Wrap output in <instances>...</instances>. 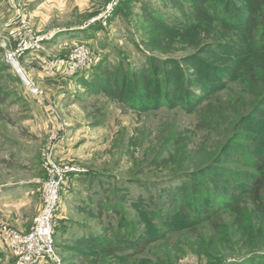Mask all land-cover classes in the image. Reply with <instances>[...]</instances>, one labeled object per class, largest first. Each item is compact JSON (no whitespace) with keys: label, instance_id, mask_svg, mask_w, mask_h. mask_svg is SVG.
Here are the masks:
<instances>
[{"label":"rangeland","instance_id":"374dc122","mask_svg":"<svg viewBox=\"0 0 264 264\" xmlns=\"http://www.w3.org/2000/svg\"><path fill=\"white\" fill-rule=\"evenodd\" d=\"M193 1L199 5L200 0H27L25 22L45 39L33 50L37 63L28 64L30 51L18 57L23 73L5 58L4 46L15 43L22 20L12 34L0 28V190L7 197L22 186V200L8 198L5 204L17 218L22 212L25 232L42 208L43 184L53 173L63 176L55 218L61 264H244L264 253V225L257 216L251 215L255 232L241 238L228 210L191 227L169 229L161 218L156 225L167 237L130 258L106 248L115 237L124 243L144 233L151 210H164L168 220L183 207L194 209L197 193L226 184L216 175L193 179L192 172L217 163L223 172L256 175L248 160L241 161L242 150L264 141V118L245 119L258 101L249 80L234 81L189 111L179 102L144 110L116 94L121 85L138 89L135 83L143 79L146 95L156 101L175 87V72L187 76L181 60L206 42L192 44L173 27L182 30L188 22L229 28L206 22ZM232 1L247 10L246 0ZM243 39L231 29L229 41ZM81 44L91 47L92 59L79 74L61 79L42 65ZM101 78L107 90L98 86ZM3 241L0 264H15L12 245ZM49 263L55 264H44Z\"/></svg>","mask_w":264,"mask_h":264},{"label":"trees","instance_id":"16d2710c","mask_svg":"<svg viewBox=\"0 0 264 264\" xmlns=\"http://www.w3.org/2000/svg\"><path fill=\"white\" fill-rule=\"evenodd\" d=\"M232 2L227 0L224 6H222V0H200L199 5H196L194 1L192 3L194 7H200L204 12L206 22L218 21L230 29L224 26L211 27L209 23L190 25L188 22L182 25V30L173 27V30L183 32L179 34L187 37L192 44L206 42L200 44L198 53L187 55L181 60L188 66V72L186 77H183L178 70V73L175 72L177 76L173 78L174 88L168 87L170 91L161 94L156 101H151L145 90L148 85L143 79H138L135 83L138 89L126 91L121 85L116 93L117 96L131 105L134 101V105H140L144 110L150 107L149 104L159 108L172 107V104L176 105L179 102L183 104L186 111H189L209 96L224 91L234 81L247 83L249 80L258 101L245 119L252 116L264 118V0H246L245 12L234 7ZM227 29H229L228 33H226ZM231 29L242 34L244 38L242 42L228 40ZM98 83L100 88L107 90L109 84L106 79L101 78ZM115 88L117 89L118 86L116 85ZM258 142L259 145L254 150L241 152V161L248 160L247 164L255 170L256 175L223 172L217 168V163L210 164L201 171L192 172L190 176L193 179L208 174L216 175L222 177L221 180H225L226 184L219 188H207L193 195L194 199L200 200L199 203L194 200V209H190L189 206L183 207L180 213L170 215L168 220L164 210L158 212L151 210L148 213L152 217H149L144 233L137 234L135 239L128 238L124 243L115 237L111 242H107L106 248L113 256L130 258L133 257L131 254L142 252L148 244L167 237V231L163 229V226L169 229L172 226L179 228L180 225L191 227L219 215L224 210H228L234 217L233 224L238 236L247 238L249 234H253L255 225L251 222L252 214L257 216L262 226L264 225V141L258 140ZM231 147L228 145L227 149ZM218 161L221 162L222 157ZM242 198H246V201H242ZM175 203L176 198L173 204ZM173 207L177 206L173 205ZM161 218H163V226L158 227L156 224ZM172 219L180 223H174ZM248 238L251 239V237ZM88 243L91 241L88 240ZM125 249L129 250L120 253ZM93 253L99 254L101 249H94ZM242 263L264 264V253L262 256L248 257Z\"/></svg>","mask_w":264,"mask_h":264},{"label":"built area","instance_id":"2783aa9c","mask_svg":"<svg viewBox=\"0 0 264 264\" xmlns=\"http://www.w3.org/2000/svg\"><path fill=\"white\" fill-rule=\"evenodd\" d=\"M15 43L9 40L5 44V58L17 69L24 71L18 57H23L28 51L38 49L39 42L44 36H35L33 28L22 20L16 28ZM92 59V50L89 45L81 44L67 56L60 59H43L45 69L61 77L74 76L85 69ZM75 170V169H73ZM72 170V171H73ZM65 179L59 173L52 174L43 184V205L39 215L35 218L32 227L25 232L8 228V235L15 254V264H44L51 260L61 264L57 256L55 240V218L59 210L60 197Z\"/></svg>","mask_w":264,"mask_h":264},{"label":"crops","instance_id":"0c3cea01","mask_svg":"<svg viewBox=\"0 0 264 264\" xmlns=\"http://www.w3.org/2000/svg\"><path fill=\"white\" fill-rule=\"evenodd\" d=\"M26 1L27 0H0V28H2L4 31H10L12 34L16 28V24H18V21L21 20L26 21L27 19V16L25 15L27 11V8L25 7ZM26 55L29 56V59H31V61H29L28 64H34L38 62L36 58L37 56L39 57V55L36 56L34 51H30ZM32 55H35V57H32ZM25 56H23L22 58H24ZM59 78L63 79L66 77L60 76ZM20 184H22V181ZM11 189H18V190L17 192L13 193V195L7 197L6 195H2L4 191L0 190V247L1 245L5 244L3 241L4 239H7L8 243L11 244V240L8 235V228H10L9 227L10 225L15 226L16 228L19 229V231H22V212L20 217L17 218L15 213H11L10 210H7L5 204L7 203V201H9L8 198L20 197L21 199L19 200L18 198V201L22 200V186H15ZM13 260L15 263L14 255H13Z\"/></svg>","mask_w":264,"mask_h":264}]
</instances>
